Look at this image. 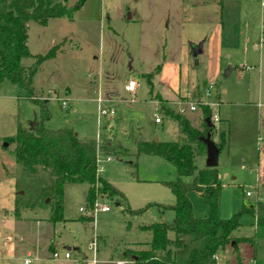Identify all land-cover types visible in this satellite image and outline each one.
I'll return each instance as SVG.
<instances>
[{
  "label": "rangeland",
  "instance_id": "obj_1",
  "mask_svg": "<svg viewBox=\"0 0 264 264\" xmlns=\"http://www.w3.org/2000/svg\"><path fill=\"white\" fill-rule=\"evenodd\" d=\"M77 1L67 0V5ZM263 35L264 0H86L71 20L30 22L26 40L30 54L42 55L58 46L55 57L42 62L32 83L34 98L46 101L50 114L43 126L72 129L80 139L97 138L99 127L110 130L107 144L129 155L106 161L99 154L98 173L123 193L131 210L141 213L124 212L115 200L100 195L98 205L109 211L93 213L84 205L88 184L69 183L63 188L62 220L48 219L52 205L16 215L20 167L12 155L16 144L4 147V138L15 134L18 123L29 129L41 117L23 90L3 81L0 251L7 254L0 253V264H24L26 259L29 264H88L93 242L100 264H113L126 247L147 249L151 233L143 227L174 221L172 211L148 205L174 203L164 182L175 180L176 173L161 157L132 155L141 141L181 142L177 122L165 113L184 116L198 128L200 106H208L215 130L226 132L217 165L220 218L237 215L240 222L233 241L217 252L215 264H264ZM199 44L201 53L193 57ZM31 63V58L24 61L27 66ZM130 79L136 83L132 94L124 91ZM110 93L115 96L110 98ZM99 98L104 101L102 107L111 101L114 116L99 121ZM191 105L195 111L189 110ZM155 117L161 123L156 124ZM211 139L219 143L217 135ZM204 159L197 160L199 168ZM183 180L191 183L189 177ZM187 197L194 218L208 214L199 193L189 191ZM84 217L92 218L80 220ZM6 235L21 240L5 247ZM173 237L168 234L169 239ZM241 238H251L254 244L239 241L234 250V240ZM183 240L185 246L175 251V264H185L190 251L201 250L205 244L204 239L193 241L191 235ZM53 252L60 257L53 259ZM65 252L70 259H63Z\"/></svg>",
  "mask_w": 264,
  "mask_h": 264
},
{
  "label": "trees",
  "instance_id": "obj_2",
  "mask_svg": "<svg viewBox=\"0 0 264 264\" xmlns=\"http://www.w3.org/2000/svg\"><path fill=\"white\" fill-rule=\"evenodd\" d=\"M85 1L78 0L69 7L67 0H0V85L3 81H8L23 90L26 93L25 98L38 107L41 117V122L29 129L18 123L15 134L4 138L6 144H16L12 155L20 167L21 178L17 182L14 210L16 215L21 211H37L52 205L48 219L62 220L63 188L69 183L88 184L84 200L87 210L92 211L94 202L100 195L115 200L116 205L122 206L124 212L141 213L131 210L123 193L97 173V154L104 157L129 155L127 150L107 144L110 130L99 127L97 138L80 139L72 129H46L43 121L50 118L46 101L34 98V76L44 60L55 57L58 46L51 47L42 55L30 54L26 46L28 24L33 22L45 25L49 20L57 18L71 20ZM29 58L32 63L27 66L24 61ZM200 110L202 122L198 128L193 127L184 116L171 111L165 113L177 122L182 136L181 142H138L132 157H161L176 173L175 180L164 182L174 196V203L148 205L172 211L174 221L171 224L161 221L143 227L151 233L148 248L125 249L120 259L128 260L131 264H175V251L185 246L183 237L191 235L193 241L204 239L205 244L201 250L192 249L185 264H215L214 256L217 252L233 241L232 233L240 226L239 217L236 215L229 219L220 218L221 184L217 168H199L197 165V160L206 155L205 144L200 138L208 132L212 138L217 135L219 143L215 144L221 150L226 132L207 126L206 119L210 117L208 106H200ZM187 177L191 178L189 185L183 180ZM189 191H195L203 198L208 208L205 217H193L187 197ZM86 219L91 220L90 217L80 218ZM169 233L173 234V239L168 238ZM239 241L254 244L251 238L234 240V250Z\"/></svg>",
  "mask_w": 264,
  "mask_h": 264
},
{
  "label": "built area",
  "instance_id": "obj_3",
  "mask_svg": "<svg viewBox=\"0 0 264 264\" xmlns=\"http://www.w3.org/2000/svg\"><path fill=\"white\" fill-rule=\"evenodd\" d=\"M261 44H264V36L261 38ZM135 88H136L135 81L133 79H130V80H128L127 84L124 86V91L129 93V94H132V93H134ZM211 89H212V87L209 86L208 89L206 90V92L209 93ZM103 102L104 101L101 98H99L97 100L99 121H100V119L102 117L104 118V117H106L108 115L109 116H114L115 115V109L109 105L110 103L106 101L108 104L106 106L102 107V103ZM61 105L64 108V107L67 106V102L65 100H63L61 102ZM189 110L190 111H195V106L191 105L189 107ZM179 112L180 113H184V110L181 109ZM160 122H161L160 118L159 117H155V123H160ZM262 140H264V139H262ZM99 158H100V155L97 154L96 155L97 164H98ZM106 160H109V158L107 157ZM100 170H101V168L100 169L97 168V173L100 172ZM246 195L248 196L249 193L247 192ZM97 200L94 202V205H93V209H92L93 213L97 212V211L103 212V213L108 212L109 208L107 206H99L98 203H97ZM80 211H82V209H80ZM89 247L91 248V251H92V258H91V260L89 261L88 264H100L98 259H97V257H96V252H97L96 244L93 242L92 244H90ZM52 257H53V259H58L60 257V255L57 252H53ZM62 257H63V259L68 260V259L71 258V255H70L69 252H65ZM216 258H217V255L214 256L215 260H216ZM29 263H30V260H25V264H29ZM113 264H131V262L128 261V260L117 259V260H115L113 262Z\"/></svg>",
  "mask_w": 264,
  "mask_h": 264
},
{
  "label": "water",
  "instance_id": "obj_4",
  "mask_svg": "<svg viewBox=\"0 0 264 264\" xmlns=\"http://www.w3.org/2000/svg\"><path fill=\"white\" fill-rule=\"evenodd\" d=\"M202 44H199L196 48L193 49V57H196L198 54L201 53ZM51 83H55V79L51 80ZM207 126L209 128H213V124L210 122V118L206 119ZM200 140L205 144L206 148V155H205V167L206 168H216L218 165V156H219V148L211 139V135L208 132L204 137H201ZM4 147H7V144H3ZM21 193V192H20Z\"/></svg>",
  "mask_w": 264,
  "mask_h": 264
},
{
  "label": "crops",
  "instance_id": "obj_5",
  "mask_svg": "<svg viewBox=\"0 0 264 264\" xmlns=\"http://www.w3.org/2000/svg\"><path fill=\"white\" fill-rule=\"evenodd\" d=\"M264 36V35H263ZM262 36V37H263ZM261 42V41H260ZM262 45H264V44H262ZM258 48V46L257 45H254V49H257ZM115 95H114V93H110L109 94V97L110 98H112V97H114ZM110 102V104H111V101H109ZM158 105H159V102H158ZM159 110L160 111H162L163 112V110H164V108H163V106H161V105H159ZM161 123V122H160ZM157 124V123H156ZM220 153V152H219ZM106 161H108V160H106ZM130 163V162H129ZM130 164H132V163H130ZM203 167H205V159H204V161H203V165H202ZM217 168V167H216ZM100 175V174H99ZM16 238L15 237H13V236H11V235H6L5 236V239L3 240V243H2V245L3 246H5V247H7V246H10L11 245V243L15 240ZM18 239V240H17ZM16 239V241L17 242H20V238H17ZM124 249H131V248H124ZM132 250H136V249H132ZM0 253L1 254H7V252H6V250H1L0 251ZM27 260V259H26ZM24 264H25V261H24Z\"/></svg>",
  "mask_w": 264,
  "mask_h": 264
}]
</instances>
